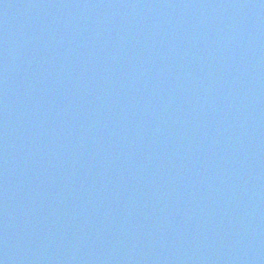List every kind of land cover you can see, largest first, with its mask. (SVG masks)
Instances as JSON below:
<instances>
[{"label": "water", "instance_id": "obj_1", "mask_svg": "<svg viewBox=\"0 0 264 264\" xmlns=\"http://www.w3.org/2000/svg\"><path fill=\"white\" fill-rule=\"evenodd\" d=\"M0 264H264V0H0Z\"/></svg>", "mask_w": 264, "mask_h": 264}]
</instances>
